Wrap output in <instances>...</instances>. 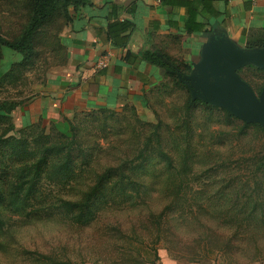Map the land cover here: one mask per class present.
Segmentation results:
<instances>
[{"label":"rangeland","instance_id":"374dc122","mask_svg":"<svg viewBox=\"0 0 264 264\" xmlns=\"http://www.w3.org/2000/svg\"><path fill=\"white\" fill-rule=\"evenodd\" d=\"M30 14V0H0V34L15 41ZM68 24L58 14L41 27L28 61L0 46V103L17 104L5 136L16 139L0 144V165H7L10 180L49 144L77 136L69 165L62 167L63 154L49 153L53 163L29 183L35 192L28 197L0 181V264H47L38 253L74 264L264 262L263 123L194 99L177 72H168L140 103L59 120L25 116L52 69L67 62L62 33ZM239 74L259 97L264 68L248 62ZM177 76L188 88L177 85ZM156 131L172 165L160 153ZM109 168L114 171L94 199L93 220L71 221L60 200L80 199Z\"/></svg>","mask_w":264,"mask_h":264},{"label":"crops","instance_id":"0c3cea01","mask_svg":"<svg viewBox=\"0 0 264 264\" xmlns=\"http://www.w3.org/2000/svg\"><path fill=\"white\" fill-rule=\"evenodd\" d=\"M89 1L70 8L72 20L62 33L67 62L52 69L38 96L25 106L31 121L143 102L168 72L180 73L185 65L191 71L211 35L224 34L247 50L248 35L264 29V0ZM114 22H127L128 28L118 26L108 35ZM146 52L156 53L172 69L148 61Z\"/></svg>","mask_w":264,"mask_h":264},{"label":"trees","instance_id":"16d2710c","mask_svg":"<svg viewBox=\"0 0 264 264\" xmlns=\"http://www.w3.org/2000/svg\"><path fill=\"white\" fill-rule=\"evenodd\" d=\"M86 4H91V2L89 0H30L31 14H30L29 22L25 27L24 31L22 32L20 37L15 41L7 40L0 34V46H7L19 52L23 56V59L25 61H28L30 60L31 56L34 53V39L36 34L38 33V30L41 27H43L45 24L51 21L58 14H61L64 17L66 23H70L72 20L70 8L73 7L74 9H77L79 6ZM118 26L122 27V28L120 27L119 29L126 30L128 28V23L114 22L109 24L108 35L112 31H116L118 29ZM247 46L250 48L263 47L264 29L261 31V33H259L258 36L248 35ZM144 58H146L148 61L154 64L163 65L168 69H172V67H170L167 62L163 61V59L160 56H158L156 53L146 52ZM183 67L184 68L180 70L181 73H188L191 69L189 65H185ZM175 81L177 85L184 87L185 89L188 88V86L185 83L179 80L178 76L175 79ZM196 102H197L196 100L194 101L192 100V103H196ZM16 107H17L16 103L7 102V101L0 103V127L3 125L5 126L3 127L2 132L0 133V144L8 145L10 139H16L11 136L5 137L6 134H8V132H10L13 129L11 113ZM248 124L249 123H245V125ZM156 134L158 137L157 144L163 159L166 161L168 165H172V160L169 154L161 149L162 145L158 136V131H156ZM76 139L77 136L73 132L71 139H67L66 143L63 144L53 143L57 146V149H55L56 147L53 144H49L48 146H46L44 151L46 153L41 155L38 158V160L34 161L31 164L32 167H29V164L25 163L20 168L14 170V173L12 174L14 176V181H11L9 178V176L11 175H10V171L6 169L7 165H0V181L6 183L8 188L10 187V184H12L11 186L14 192H17V194H20L21 192H25L26 197H28L29 194L35 192L34 190L35 184H29V183L32 181H37V179L39 180V176H42V174L46 172V168L48 164L53 163V159L49 160L48 154L49 153L51 155L63 154L62 159L64 165L62 167L65 169V167L69 165V161L72 158L71 150L73 148V143L76 141ZM17 141L21 142L20 138L17 139ZM65 148H68L67 151ZM15 155L20 156V153L15 152ZM262 163L264 164V159ZM30 170H35V172H31ZM113 171H114L113 168L106 169L99 176L97 183L94 184V186L91 189L86 191L80 199L72 200V199L62 198L60 200L59 207L63 210V213L69 216L71 221H73L78 225L89 224L93 220L92 217L94 214V207H93L94 199L103 192L104 186L106 184L105 182L107 181L106 179L109 176H111ZM262 172L264 173V170ZM253 175L257 176L258 172H254ZM39 190L40 188L38 185V191ZM2 196H3V192L0 187V199L2 198ZM159 217L162 218L163 214H160ZM38 254H39L38 260L47 262V264H74L71 262L60 261L51 254H43V253L41 254L38 253ZM157 259H159V257L156 252L155 259L151 262L155 263Z\"/></svg>","mask_w":264,"mask_h":264},{"label":"water","instance_id":"95a60500","mask_svg":"<svg viewBox=\"0 0 264 264\" xmlns=\"http://www.w3.org/2000/svg\"><path fill=\"white\" fill-rule=\"evenodd\" d=\"M248 62L264 68V46L242 50L224 34H214L190 73L178 75L189 84L194 99L222 104L248 122L264 124V87L257 97L238 73Z\"/></svg>","mask_w":264,"mask_h":264},{"label":"built area","instance_id":"2783aa9c","mask_svg":"<svg viewBox=\"0 0 264 264\" xmlns=\"http://www.w3.org/2000/svg\"><path fill=\"white\" fill-rule=\"evenodd\" d=\"M157 1H160V0H157ZM100 63H101L102 65H104V64H105V62H103V61H101Z\"/></svg>","mask_w":264,"mask_h":264}]
</instances>
